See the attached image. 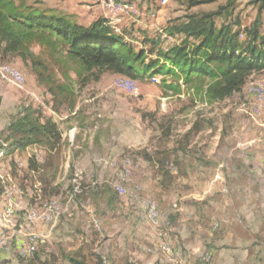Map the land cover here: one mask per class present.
I'll return each mask as SVG.
<instances>
[{
    "label": "rangeland",
    "instance_id": "obj_1",
    "mask_svg": "<svg viewBox=\"0 0 264 264\" xmlns=\"http://www.w3.org/2000/svg\"><path fill=\"white\" fill-rule=\"evenodd\" d=\"M25 1L73 11L78 19L82 13L83 3L74 0ZM187 1H161L160 9L145 17L155 26H141L135 36L146 31L163 47L183 42V36L162 31L169 19L216 11L230 0L195 6ZM253 1L234 0L225 22L238 21L234 26L244 31L260 18L264 30V9L260 12ZM4 65L19 70L23 79L10 78ZM70 75L75 106L54 111L31 63L17 55L0 56V132L21 105L32 104L42 106L63 135L49 160L42 147L30 146L0 162V212L9 201L15 208L9 222H0V230L11 237L9 252L0 253L1 264H69L68 257L79 254L90 264H102V257L107 264H264V95L260 100L249 90L252 84L264 85V70H255L240 92L213 104L199 101L187 86L180 94H165L160 76L125 88L119 82L126 76L109 71L78 76L71 70ZM195 124L200 129L193 130ZM32 155L39 163L48 160L49 167L31 170ZM87 158L96 171H81L79 163ZM161 158L171 162L164 166L171 169L167 175ZM199 169L216 182L204 181ZM116 183L127 192L120 194ZM147 199L158 204L157 221L145 215ZM50 201H56L54 208ZM34 206L42 215L37 222L55 210L46 231L25 221ZM223 206L229 208L227 217L218 214ZM29 232L38 235L37 257L24 259L19 247Z\"/></svg>",
    "mask_w": 264,
    "mask_h": 264
},
{
    "label": "trees",
    "instance_id": "obj_2",
    "mask_svg": "<svg viewBox=\"0 0 264 264\" xmlns=\"http://www.w3.org/2000/svg\"><path fill=\"white\" fill-rule=\"evenodd\" d=\"M161 1L148 0L156 9H160ZM212 1L187 2L195 6ZM253 2L260 12L264 9V0ZM228 6L169 19L162 31L171 37L183 36L184 41L163 47L159 37H150L143 31V37L131 38L106 17L82 22L75 14L40 2L0 0V56L17 55L31 63L39 84L51 95L54 111L75 106L71 70H76L78 76L94 70L100 74L109 71L135 81L160 76L165 94H180L187 86L199 101L213 104L240 92L255 70H264L261 19H256L244 32L234 26L238 21L225 22L231 15ZM219 17L224 19L220 25ZM34 46L40 48L38 53L33 51ZM197 128L200 129L195 124L193 130ZM62 140L58 123L42 106L23 104L0 132V156L14 157L30 146H38L48 153L49 160ZM48 160L39 163L32 155L28 159L29 168L44 170ZM167 161L171 163L161 158L163 168ZM170 170L165 168V175ZM3 190L0 186V194ZM36 251L24 259H31ZM68 259L69 264H90L81 254ZM101 261L108 263L106 257Z\"/></svg>",
    "mask_w": 264,
    "mask_h": 264
},
{
    "label": "crops",
    "instance_id": "obj_3",
    "mask_svg": "<svg viewBox=\"0 0 264 264\" xmlns=\"http://www.w3.org/2000/svg\"><path fill=\"white\" fill-rule=\"evenodd\" d=\"M118 1L132 3L135 6L137 5L138 8L140 9V11L142 12V14L116 11L112 7H108V6H105V5H102V4H98V3H95V2L92 3V1H90V0H74V2H76V3H83L82 6L78 7L82 11V13L78 12L79 16L81 15V17H79L80 21H82V22H91L92 20H95V19H97L99 17H106V18H108L110 20V22L113 25H115L117 27V29L126 30L129 33V37H131V38H133L135 36V33L137 31H140V27L141 26H143V28H145V29L155 26L152 21H149L148 19H145V17H150L151 16V14H152L151 12L154 9L153 7H151L152 4L149 3L148 0H118ZM71 12L74 13L73 11H71ZM21 152H23V151H21ZM7 159H8V157L7 158H2L0 160V162L3 163L5 161H7ZM79 164L82 166L80 168L81 171L84 170L86 172H90V171H93V170L96 171L98 169L97 167H95V169H94V165H89L88 158L83 160V161H81V163H79ZM109 164L112 165V166H115L117 163H116V161H112V162L110 161ZM48 167H45V168H48ZM199 168H202V167L199 166ZM198 172L200 174H202V176H204V172L203 171H201L199 169ZM205 175L206 176H204V181H206L207 179L210 180V183H209L210 185H212V184H214L216 182L215 178L211 179L210 175H208V177H207V174H205ZM218 177H219V175H217L216 178H218ZM228 210H229V208L227 209L226 206H223L222 212H219L218 214L221 215V216L227 217V214H228L227 211ZM235 211H237V209ZM8 222H9V220H8ZM45 222H43V221L40 222L39 221L36 224H38L39 229H41V230L44 229L45 230V226L47 225V224H45ZM42 223H44V224H42ZM47 223L49 224L51 222H47ZM47 235H48V233L46 234V236ZM8 252H9V250H8Z\"/></svg>",
    "mask_w": 264,
    "mask_h": 264
},
{
    "label": "bare ground",
    "instance_id": "obj_4",
    "mask_svg": "<svg viewBox=\"0 0 264 264\" xmlns=\"http://www.w3.org/2000/svg\"><path fill=\"white\" fill-rule=\"evenodd\" d=\"M90 1L95 2V3L97 2L99 4H102V5H105L108 7H112L116 11L130 12V13L136 12L135 5L132 3L121 2L118 0H90ZM163 1L165 2V0H163ZM243 36L244 35L242 34L241 37H243ZM3 71L5 72L6 75H8L10 78H12L16 81L23 79V75L20 73L19 70H17L14 67H11L9 65H4ZM153 78L158 81V79H156L155 77H153ZM131 83L135 84L134 80L128 79V78H121L120 82H119V86L121 85L122 87H125V88H135V85H129ZM249 90L254 95H257L260 100H262V97L264 95V85H262L261 83H255V84H252L249 86ZM254 109L257 112L259 107H255ZM132 167H133V165L128 167V171L125 170L122 173L121 177L123 179H126V177L131 173ZM78 177H80V176L78 175ZM78 187L79 186H76L74 188V192H76V193L80 192ZM115 188L117 189V191H119L120 194H125L127 192L126 188L124 187L123 184L120 185V184L116 183ZM147 201L148 202H154V204H156V213H150V209H144L145 215H146L148 220L157 221L159 218L158 204L153 199H147ZM48 205H50L51 208H54L56 206V201H50V202H48ZM37 208H38V206H37ZM37 208H35V212H34L33 208L30 211H28V213L25 215V221L26 222H28L30 224H34L42 218V215L40 214V211ZM14 214H15V208H14ZM47 219H49V217ZM8 220H9V215H8V211L5 207V209L2 212H0V222H8ZM48 222H50V220ZM5 233H6V236L9 237V235L6 231H5ZM23 242H35V247H32V250H29L26 252L24 251V247L22 245H20V247H19L21 257L28 258L31 255H33V253H35V251L37 250L38 235L35 233H32V232H29L27 239ZM10 245H11V243H6L4 246H0V253H1V251H5V250L10 249ZM167 246L168 245H165L164 247L169 250V247H167Z\"/></svg>",
    "mask_w": 264,
    "mask_h": 264
},
{
    "label": "built area",
    "instance_id": "obj_5",
    "mask_svg": "<svg viewBox=\"0 0 264 264\" xmlns=\"http://www.w3.org/2000/svg\"><path fill=\"white\" fill-rule=\"evenodd\" d=\"M165 2H167V0H165ZM129 85H135V84L131 83ZM126 171H128V168H126ZM79 188L80 187H78V189ZM5 206L8 211L9 221H10L11 217L15 215L14 206L12 205V202L10 201ZM143 207L144 209H150V213H156V204H154V202H148L147 200H143ZM33 210L35 212V206L33 207ZM54 213H55V210L52 211L50 218L46 219L45 224L51 219V217H55ZM6 243H11V237L6 236L5 230H0V246H4ZM20 245L24 247V251L26 252V251L32 250V247H35V242H22ZM0 264H1V260H0Z\"/></svg>",
    "mask_w": 264,
    "mask_h": 264
}]
</instances>
